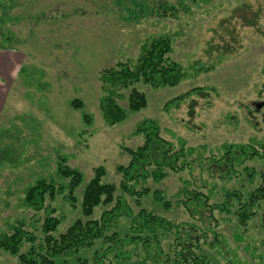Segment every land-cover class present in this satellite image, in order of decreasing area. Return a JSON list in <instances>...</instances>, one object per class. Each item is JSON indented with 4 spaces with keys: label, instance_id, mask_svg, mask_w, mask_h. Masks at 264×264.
<instances>
[{
    "label": "rangeland",
    "instance_id": "1",
    "mask_svg": "<svg viewBox=\"0 0 264 264\" xmlns=\"http://www.w3.org/2000/svg\"><path fill=\"white\" fill-rule=\"evenodd\" d=\"M163 2L173 10L161 8ZM159 35L170 37L168 57L187 70V76L162 88L136 84L147 97L146 107L137 112L127 107L128 89L120 90L124 98L118 101L127 116L108 125L99 108L104 94L99 72L117 62L134 63L140 46ZM0 48L9 65L7 72L3 67L8 86L0 88V232L10 231L9 226L22 218L27 229L37 227L41 235L40 222H32L33 211L22 199L38 178L66 183L57 174L62 161L83 179L75 189L76 206L64 193L45 201L60 218L54 236L74 220H86L80 209L82 193L95 168L103 167L102 183L113 184L114 197H123L133 214L142 207L174 224L194 223L191 248L195 255H205L209 264H264V202L242 225L237 200L229 212L214 209L212 217L204 212L205 224L189 216L179 201L183 189L196 187L211 205L222 203L228 192L248 197L262 183L264 159L236 163L230 174L223 171L225 167L211 173L207 161L199 165L195 160L192 168L169 171L159 182L148 179L135 185L150 189L139 198L140 206L119 188L118 172L130 160L125 148L143 142L135 127L145 118H154L163 138L174 144L181 138L198 151L205 146L202 155L207 158L221 156L222 143L253 140L264 146V0H0ZM13 66H18L15 73ZM196 87L201 89L165 106ZM73 100L80 106H73ZM258 102H262L259 108ZM154 190L162 191L170 202L167 208L153 198ZM113 204L97 205L91 218L98 219ZM132 216L122 215L107 235L116 232L121 240L141 235L148 239L146 244L99 239L68 258L70 264L77 256L91 260L97 249L111 243L103 264H169L167 257L176 258L181 246L174 245L173 231L159 228L156 237L148 231L132 232ZM205 226L214 227L216 235L201 238ZM181 229L183 235L187 226ZM191 239L186 236L185 241ZM16 261L15 255L0 249V264Z\"/></svg>",
    "mask_w": 264,
    "mask_h": 264
},
{
    "label": "trees",
    "instance_id": "2",
    "mask_svg": "<svg viewBox=\"0 0 264 264\" xmlns=\"http://www.w3.org/2000/svg\"><path fill=\"white\" fill-rule=\"evenodd\" d=\"M161 8L170 11L173 6L166 5L163 2ZM140 48L141 50L134 63L129 60L117 62L113 67H106L99 72L98 79L104 93L100 98L99 108H101L103 119L108 125H115L125 120L127 116V110L118 101V99L124 98L120 90L128 89L127 107L130 111L137 112L146 107L147 97L146 94L136 88V84L143 83L154 88H162L177 85L187 76V70L183 69L177 61L168 57V54L172 52L171 39L168 35L149 38ZM197 89L201 88L196 87L185 91L184 94L167 101L165 106L172 104L175 100L185 99L186 96L196 93ZM72 104L75 107L80 106V103L74 100ZM83 118L87 122H91L88 115H84ZM161 131L160 125L154 118L141 120L135 127V133L142 134L143 142L134 149L125 148L130 160L126 166L120 165L118 168V172L122 177L119 188L130 197H134L138 206L141 205L139 198L144 194H148L150 189L144 186L138 189L135 185L146 182L148 179L159 182L165 178L169 171L177 173L192 168L195 160L199 161V165L207 161V169L211 173L218 168L225 167L226 169L223 171L230 174L236 163L241 165L246 159H264V146L256 144L253 140L243 144L222 143L220 146L221 156L216 157L211 154L207 158L202 155V152L206 151L205 146L202 145L198 151L192 146H186V141L181 138H178L177 143L174 144L171 140L163 138ZM1 139L0 135V141ZM57 168L59 177L68 180L66 183L59 184L52 178H38L34 184L27 187L22 199V204L33 211L31 214L32 222H40L38 229L41 231V235L38 236L36 233L35 229L37 227L33 226L34 229H27L26 222L22 218L16 219L9 226L10 231L0 232V249L15 255L17 264H70L68 258L94 246L99 239L119 245L129 241L137 243V240L146 244L148 239L145 238L144 240L141 235L131 237L127 235L123 240L118 237L116 232L107 235L110 229L117 225V220L122 215L127 217L133 215L130 219L132 232L139 234L148 231L156 237V230L161 228L166 232L173 231L175 233L173 243L175 246L181 247L175 252L176 258H166V262L169 264H209L205 255H195L191 248L194 239L191 237V232L197 228L194 223L174 224L142 207L138 209L136 214H133L123 197H114L113 193L116 190L114 185L102 183L103 167L95 168L94 176L85 185L82 193L80 209L83 216L87 217L86 220L76 219L63 233L54 236L53 232L58 228L60 218L54 214L55 207L47 205L45 201L64 193L70 205L76 206L75 189L83 179L78 170L70 169L62 161L58 163ZM248 173L252 176V172L248 171ZM262 175V183L248 192V197L238 191L228 192L225 194L226 197L222 203L211 205L209 204V197L205 196L196 187L189 190L183 189L181 193L184 194V198L179 199V201L187 210L189 216L193 218L197 216V219L205 224L206 212H210V217H212L214 209L229 212L233 204L232 201L237 200L239 207L237 218H239L240 224L245 225L248 223L249 217L255 214L254 208L264 202V174ZM152 193L153 198L162 203L163 206L167 208L170 205V202H166V199L163 198L162 191L154 190ZM112 202L114 204L109 209L103 210L98 219L91 218L97 205H109ZM262 217L264 220V214ZM184 225L187 226V230L182 235L181 228ZM213 228L205 226V232L199 231V235L201 238L209 236L210 233L216 235ZM186 236L189 239L192 238L188 243L185 241ZM25 244L28 247L25 251H20ZM111 244L107 245L105 249H97L91 260L77 256L75 264H103L104 257L113 248ZM122 258H128V255H124ZM58 259L61 261H58ZM140 264L145 263L140 262Z\"/></svg>",
    "mask_w": 264,
    "mask_h": 264
},
{
    "label": "crops",
    "instance_id": "3",
    "mask_svg": "<svg viewBox=\"0 0 264 264\" xmlns=\"http://www.w3.org/2000/svg\"><path fill=\"white\" fill-rule=\"evenodd\" d=\"M0 50L2 51V49L0 48ZM0 51V88L1 86L5 85V86H8L7 85V81L9 80V78L7 79V77H5L3 74L5 73V70H3V67L6 68V72L7 70L9 69V65H8V61L5 57V54L1 53ZM15 61H18L21 65V61H19L18 59L15 60ZM14 70L13 72L15 73L17 70H18V66H13Z\"/></svg>",
    "mask_w": 264,
    "mask_h": 264
},
{
    "label": "water",
    "instance_id": "4",
    "mask_svg": "<svg viewBox=\"0 0 264 264\" xmlns=\"http://www.w3.org/2000/svg\"><path fill=\"white\" fill-rule=\"evenodd\" d=\"M262 105V102L256 103V107L259 108Z\"/></svg>",
    "mask_w": 264,
    "mask_h": 264
}]
</instances>
